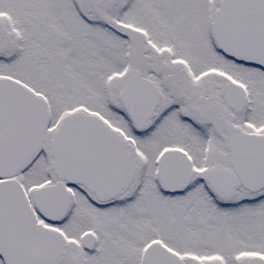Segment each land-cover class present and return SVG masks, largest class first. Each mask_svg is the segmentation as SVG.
Masks as SVG:
<instances>
[{"label": "snow or ice", "instance_id": "6c2138e0", "mask_svg": "<svg viewBox=\"0 0 264 264\" xmlns=\"http://www.w3.org/2000/svg\"><path fill=\"white\" fill-rule=\"evenodd\" d=\"M0 264H264V0H0Z\"/></svg>", "mask_w": 264, "mask_h": 264}]
</instances>
